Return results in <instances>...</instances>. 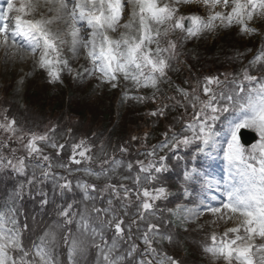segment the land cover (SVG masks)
<instances>
[{"label": "snow or ice", "instance_id": "1", "mask_svg": "<svg viewBox=\"0 0 264 264\" xmlns=\"http://www.w3.org/2000/svg\"><path fill=\"white\" fill-rule=\"evenodd\" d=\"M41 8L50 15L35 18ZM258 19L264 20V0H0V48L13 59H31L49 83H62L66 71L73 79L94 77L122 88L124 100L151 101L156 107L147 114L153 118L183 109L156 143L148 146L149 132L132 136L145 146V159L134 163L109 155L103 146L96 154L82 139L72 144L67 163L53 164L41 145L61 155L66 144L50 137L54 129L26 133L5 115L0 132L8 138L0 139V170L25 179L0 205V264H183L162 250L177 242L162 227L171 221L158 207L173 195L161 182L170 170L169 154L177 162L206 159L211 167L213 151L225 142L223 182L203 171V164L186 162L184 196L190 195V183H200L206 195L193 207L177 204L167 212L183 224L211 217L199 226L212 229L203 251L216 264H264V39L239 71L223 73V80L206 75L194 83L185 80V87L169 75L189 41L233 27L253 37L260 34L253 26ZM66 50L73 58L82 56L87 66L74 71ZM23 83L21 77L18 84ZM146 90L151 94H138ZM243 129L254 130L257 142L241 143ZM13 138L24 154L10 147ZM118 150L128 152L124 145ZM181 150L187 151L181 155ZM48 181L64 202L55 204L41 191L40 205L55 204L54 217L38 222L33 215L29 223L21 206L25 192ZM105 195L104 206H97L98 196Z\"/></svg>", "mask_w": 264, "mask_h": 264}, {"label": "rangeland", "instance_id": "2", "mask_svg": "<svg viewBox=\"0 0 264 264\" xmlns=\"http://www.w3.org/2000/svg\"><path fill=\"white\" fill-rule=\"evenodd\" d=\"M182 11L187 13L190 10L185 8ZM40 14L45 16L50 15L45 9L41 8L35 18H39ZM253 26L258 29L259 27H263V32L260 31L259 35L248 37L240 35L238 27L221 30L222 33L233 31L235 36H240V39H244V43L239 45L241 49L240 52H244V46L246 44L249 45L248 48L253 50V52L247 53V59L251 58L252 54L261 46L262 39H264V20L258 19L253 21ZM52 27L55 29L57 25L53 24ZM221 31H218L215 35L209 34L199 40H191L187 43L189 44L187 46H192L194 48L197 44L202 46L208 45L214 40L219 43L220 40L218 39L221 38L222 34H219V32ZM65 54L69 57L74 71H82V68L80 67L81 65L85 67L87 66V63L82 56L78 59L73 58L67 50L65 51ZM246 62V55L242 59H231V61L227 63L219 62V65L223 63L220 70L217 71L214 69L209 73L204 71L199 76L195 73V69L187 68L185 60L180 56L179 61L173 63V68L176 70L170 72L169 75L174 83L187 87L188 85L184 84L185 80L194 83L197 78H203L206 75H219L220 79L223 80L225 78L222 75L223 73L238 72L242 63ZM64 75L66 80L64 81L62 79V83H49L46 71L35 67L31 59L22 62L19 55L13 59L10 55L6 56L5 50L0 48V121L4 119L5 115L8 119H15L17 126L26 133L44 134L49 132L50 129H54V131L50 132V137L54 138L55 141L61 139L66 144V148L61 155L57 157L59 163L63 158H65V162L67 163L68 157L71 155L72 144L78 143L82 139L86 140L88 144L93 147V151L96 154H99L101 146H103V151L107 152L109 155L114 153L116 157L120 155L127 159L132 156L135 162V160H137L134 159L136 153L139 155L140 159H145L144 157H141L142 152H137L139 148L144 147L142 139L132 141V136L143 137L144 132H149L151 135L147 143L154 144L156 143L157 138L162 137L161 135H158L159 132H157V126L165 121L164 125L162 124L163 129H165L164 126L168 122H171L174 116L183 114V109H178L176 112L170 111L168 117L166 119L163 118V121H161L160 118H152L148 120L152 123V126H149L146 125L148 121L144 123V119L138 120V118L141 114H145L146 117L149 110L152 109V107H156L155 104L152 103L149 106L133 104L132 100H124L122 98V88L112 89L107 84H100V82L94 77L85 76L83 79L74 80L72 74L65 72ZM21 77L24 79L22 86L18 84ZM71 80H74L73 83ZM77 83H79L78 89H80V92L74 90L76 89L74 86H76ZM163 87L166 91L168 90L167 85H164ZM74 93L76 96H78L79 93L83 94H80L74 99L75 101L71 106L69 105L62 109V112L56 111V107L59 105L60 100H63V98L69 95L72 96ZM168 94L172 93L168 91ZM42 98L48 99V102L43 101L39 103ZM28 99L31 102L30 105L27 104ZM114 100L118 102L116 107L113 106ZM72 106H75V108H72ZM70 109H74L75 111L70 112ZM77 112H81L83 115H80ZM178 126L179 123L176 124V127ZM7 138L8 137L5 133L0 132V139ZM121 145L128 148L127 153L117 154L118 152H116V149L118 150ZM10 147L18 149L19 154H24L21 143L15 138L12 139ZM41 147L46 154L52 157L53 164H56L53 157V155L56 154V150L45 145H41ZM222 147L223 146L217 147L215 149L217 152L213 154V157L218 155L220 162L214 157L210 162L212 166L207 172L221 182H223L220 179ZM129 153L131 156H129ZM170 164L173 165V169L168 176L163 175L164 178H161V182L169 188V191L173 193V195L169 197L168 201L158 202L159 209L163 210L161 213L163 219L167 221H170L167 209L170 208L172 205L170 203L173 200L174 203L176 200L185 203L187 205L186 207H193L195 204L199 203L198 198H191L192 193L190 192V195L185 197L186 199L181 196L183 188H181L180 184L183 173L177 166L179 164H177V161L171 159ZM225 169L226 167L224 168V173ZM59 170L63 169H54L56 172H59ZM24 179L25 177L17 176L10 170H0V192H10L11 189H14L12 188L14 184L17 185ZM47 186L50 187V192L45 191L42 188V185H34L30 194L27 190L25 192L21 206L29 217V223H31L30 218L33 215L36 216L38 222H49L54 216L46 219L45 213H54L55 204H62L64 202L61 197L52 196V183ZM41 191L48 194L50 201L54 199L55 204L50 203L42 208L40 205L42 197L39 195ZM201 195H206V193H196L197 197H200ZM0 196L2 195L0 194ZM68 198L71 199V195H69ZM105 198H108L107 195H105L103 199L98 196L97 206H104L106 203ZM5 199L7 198H0V202H5ZM181 215L183 214L181 213ZM24 218V216L20 217L21 220H24ZM210 219V216L199 218L201 224H204L205 221ZM177 224L178 223L176 222H171V224L162 225V227L173 232L176 235L177 242L187 241L186 247L189 248L190 254L185 255L183 251L181 252L177 242L173 244L166 243L163 246L166 251L175 248V255L167 253L174 256L177 260L182 261L183 264H216L212 257L203 251L204 244L210 243L208 237L210 236L212 229H201L199 227H189V229H187V226L181 227L182 223H179V227ZM138 234L139 233H137V235ZM218 264H223V261L218 262Z\"/></svg>", "mask_w": 264, "mask_h": 264}, {"label": "trees", "instance_id": "3", "mask_svg": "<svg viewBox=\"0 0 264 264\" xmlns=\"http://www.w3.org/2000/svg\"><path fill=\"white\" fill-rule=\"evenodd\" d=\"M228 48H222V49H220V52L222 53V55H221V57L220 58H222L224 55V58H225V61H223V62H227L228 61V58H229V55H230V51H228L229 50V48H235V47H230V46H235V43H233V42H229L228 43ZM217 59V57L215 56V60ZM214 67H218V66H216V64H215V66ZM75 88V87H74ZM70 90H73V89H70ZM69 90V91H70ZM74 90H76L77 92H80V90L78 89V88H76V89H74ZM75 94V93H74ZM74 94H72V96H67V97H65V98H63V100H60V103H59V105L56 107V111H59V112H62V109H64L66 106L68 107L69 105L71 106V104H73V102L75 101L74 99H76L80 94H83V93H79L78 94V96H76V94L74 95ZM48 99H45V98H42L40 101H39V103H41V102H48L47 101ZM28 103H31L30 101H29V99H28ZM72 108H75V106H72ZM73 111H75L74 109L72 110V109H70V112H73ZM77 113H79L80 115H83L81 112H77ZM149 116V115H148ZM153 118V117H152ZM140 119H144L143 117H142V115L138 118V120H140ZM145 122L144 123H146L147 121H148V117L146 116L145 117ZM146 125H149V126H152V123L150 122V121H148L147 123H146ZM122 138H124V137H122ZM188 254H190V250H189V248L188 247H186V249H185V255H188Z\"/></svg>", "mask_w": 264, "mask_h": 264}]
</instances>
